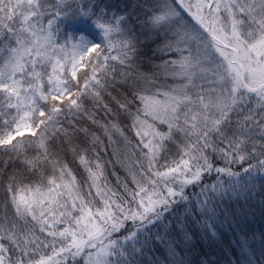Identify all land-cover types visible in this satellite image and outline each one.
<instances>
[{"label":"snow or ice","instance_id":"1","mask_svg":"<svg viewBox=\"0 0 264 264\" xmlns=\"http://www.w3.org/2000/svg\"><path fill=\"white\" fill-rule=\"evenodd\" d=\"M70 7L63 0H0V152L8 154L4 169L20 160L39 177L24 183L14 171L0 180V264H67L77 257L84 264H134L152 239L144 236L146 226L161 221L177 199L187 201V186L213 171L212 193L228 190L226 184L234 190L242 176H264V140L259 148L256 141L264 137V0H154L144 24L163 36L156 51L169 58L155 67L174 82L163 87L156 72L135 69L125 17L104 22L107 14L96 5ZM61 24L92 26L104 44L83 31L60 44ZM109 61L129 71L117 73ZM85 100L131 120L139 157L128 168L132 187L124 183L123 195L106 182L99 156L88 155L100 137L72 117L84 114L109 144L115 134L125 149L131 141L117 121L101 122L88 111ZM69 154L82 180L65 162ZM113 155L118 159V148ZM206 207L207 200L200 205Z\"/></svg>","mask_w":264,"mask_h":264},{"label":"trees","instance_id":"2","mask_svg":"<svg viewBox=\"0 0 264 264\" xmlns=\"http://www.w3.org/2000/svg\"><path fill=\"white\" fill-rule=\"evenodd\" d=\"M49 2L51 3L52 0ZM81 2L96 5L98 11L104 10L107 14L106 17H102L104 22L111 20L114 15L125 17L123 27L128 36L134 38L136 45V55L133 61L135 69L145 74L156 72L155 83L160 87L174 83L171 79L166 80L155 67L169 58L156 51L157 46L162 42V34L157 37L144 24L154 0H75V2L63 0V3L71 5L67 9L70 12L79 8ZM81 31L87 34L92 41L104 44L102 34L92 26L83 28L80 25L69 27L67 24H61L56 39L60 44H64L66 39H70L72 35L78 36ZM70 43H68L67 49L70 47ZM108 63L115 65L117 73L129 71L116 62L109 61ZM85 71H90V69L85 68L78 75L82 76ZM117 79H119V75ZM120 91H124V89H120ZM129 98L131 99L130 95ZM105 100H108L107 96H105ZM136 106V104L132 106L133 112ZM111 107L116 109L115 104H111ZM85 108L93 112L101 122L117 121L131 141V147L125 149L122 137L115 134L113 137L115 142L109 144L103 131L84 114L72 117L77 127H86L100 137L103 143L96 149L90 147L88 155L92 159L99 156L104 164L106 182L115 192L123 195L124 183H128L130 188L132 187L128 168L133 167L139 157L138 138L130 128L131 120L123 113L116 115L114 112L111 115H106L103 109L94 108L90 100H85ZM61 119L63 120V118ZM64 126L69 127L67 121H64ZM82 140L81 136L78 142ZM262 140L264 137L256 136L257 148ZM56 143L53 141L54 147ZM117 148L119 149L118 159L113 155ZM133 149H136L135 154H133ZM173 151H175L174 148ZM33 154L34 152L29 150V155ZM129 157L131 158L129 159ZM6 160H8V154L0 152V170L4 173L3 176H0V180L7 179V175L14 171L18 173V179H22L24 183L39 178L37 174L28 172L20 160H16L15 163L9 162L7 169H4ZM64 160L82 180L85 174L72 155H65ZM164 162L162 159L161 163ZM215 166L223 167L225 165L222 161L215 160ZM231 167L235 172L242 173L243 171L238 165ZM217 179L218 176L213 171L211 174L205 175L200 184L187 186L185 188L187 201L177 199L170 206L169 211L164 213L161 221L157 222L155 226H146L148 230L144 236L150 235L152 239L144 253L136 257L134 264H264L263 183L253 181V184L249 186L239 185L234 190L228 188L226 184L225 187L228 190L221 191L220 195L216 196L210 191V186L216 183ZM220 179L228 181L223 176ZM205 186H209V191L201 195V189ZM4 198V193L0 189V217L5 211ZM205 200H207V207L201 210L200 205ZM10 212L11 207L9 206L7 208L9 216ZM208 225H212V228H209ZM128 227L131 228L130 223ZM157 233L164 238V242L157 240ZM126 234L127 232H123L119 235ZM9 255L12 253L10 252ZM67 264H84V260L79 257L75 261H67Z\"/></svg>","mask_w":264,"mask_h":264},{"label":"rangeland","instance_id":"3","mask_svg":"<svg viewBox=\"0 0 264 264\" xmlns=\"http://www.w3.org/2000/svg\"><path fill=\"white\" fill-rule=\"evenodd\" d=\"M188 20L191 22V23H193V24H195V21H192L191 20V17H188ZM198 27V26H197ZM71 51H72V47H71V43H70V47H68V49H67V53L69 54V57H70V55H71ZM162 130H166V126H162ZM223 178H225L226 180H228V177H226V176H223ZM253 181H261L262 183H263V185H264V176H260V175H253V177H252V179L251 180H249V178H248V176H242V178L240 179V186H243V184L244 185H250V184H253L252 182ZM258 184H260V183H258ZM239 187V186H238ZM220 193L221 192H219V193H212V194H214V195H216L217 196V194L218 195H220ZM12 212H13V210H12V208H11V212H10V216L12 215ZM47 254H49V255H51V251L50 250H48V252H47ZM79 257H77L76 259H78ZM69 260H72L71 258H69L67 261H69Z\"/></svg>","mask_w":264,"mask_h":264}]
</instances>
